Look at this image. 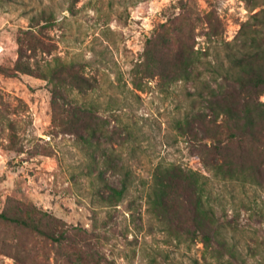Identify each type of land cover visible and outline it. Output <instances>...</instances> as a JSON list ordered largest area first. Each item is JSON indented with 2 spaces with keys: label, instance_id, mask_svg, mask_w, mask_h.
Returning <instances> with one entry per match:
<instances>
[{
  "label": "rangeland",
  "instance_id": "obj_1",
  "mask_svg": "<svg viewBox=\"0 0 264 264\" xmlns=\"http://www.w3.org/2000/svg\"><path fill=\"white\" fill-rule=\"evenodd\" d=\"M254 3L262 0H0V264H220L152 208L153 172L172 164L207 175L221 197L217 212L244 257L233 264H264V187L212 176L180 126L204 106L199 93L227 83L230 65L198 15L211 12L232 41ZM173 20L194 60L189 80L165 83L147 77L145 51L166 32L170 44ZM20 43L32 74L13 70ZM69 73L86 79L82 88ZM122 182L112 203L109 186Z\"/></svg>",
  "mask_w": 264,
  "mask_h": 264
},
{
  "label": "trees",
  "instance_id": "obj_2",
  "mask_svg": "<svg viewBox=\"0 0 264 264\" xmlns=\"http://www.w3.org/2000/svg\"><path fill=\"white\" fill-rule=\"evenodd\" d=\"M257 7L250 19L240 25L232 41L222 39L221 22L211 12L198 15L206 24L207 37L223 43L230 65L222 69L223 81L227 83H219L207 96L199 93L204 106L198 110L190 108L180 126L199 140L198 159L212 176L222 180L246 179L263 188L264 101L260 98L264 96V0L261 4L254 3L251 11ZM41 19L50 18L42 12ZM175 20L172 24L175 38L170 44L162 43L168 35L166 32L149 40L145 51L147 77L157 76L165 83L187 81L192 73L195 50ZM35 48V44L29 47L33 51ZM24 57L25 50L20 43L13 70L32 74L33 69L23 62ZM68 75L69 81L79 88L86 83V79L77 74ZM196 127L203 136H198ZM207 184V175L199 170L174 164L160 165L153 172L148 198L157 216L179 240L197 239L206 251L217 254L220 264L244 262L237 246L229 240L231 220L217 212L222 199L212 196ZM127 188L126 182H122L120 188L109 186L107 198L115 203ZM19 221L42 232L35 223Z\"/></svg>",
  "mask_w": 264,
  "mask_h": 264
}]
</instances>
